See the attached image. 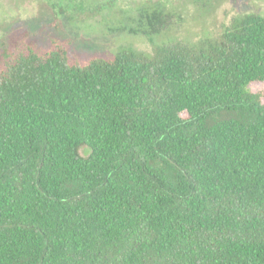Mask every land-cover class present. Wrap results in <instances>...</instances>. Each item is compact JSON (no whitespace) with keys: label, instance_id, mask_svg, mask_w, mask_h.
I'll list each match as a JSON object with an SVG mask.
<instances>
[{"label":"trees","instance_id":"1","mask_svg":"<svg viewBox=\"0 0 264 264\" xmlns=\"http://www.w3.org/2000/svg\"><path fill=\"white\" fill-rule=\"evenodd\" d=\"M79 1L66 12L112 4ZM130 11L117 33L152 41L184 23L161 1ZM12 41L0 264H264V14L110 58Z\"/></svg>","mask_w":264,"mask_h":264},{"label":"rangeland","instance_id":"2","mask_svg":"<svg viewBox=\"0 0 264 264\" xmlns=\"http://www.w3.org/2000/svg\"><path fill=\"white\" fill-rule=\"evenodd\" d=\"M79 0H0V56L14 38L25 35L37 47H47L52 39L69 41V55L79 60L90 56L110 58L121 48L151 52L157 44L180 39L189 43L215 37L223 32L234 17L248 14H264V0H214L203 5L194 0L161 1L183 17L178 30L152 41L141 36L117 33L119 9L131 16L130 10L144 0H82L94 8L112 1L110 9L92 14L66 12ZM80 2V1H79ZM204 3V2H203ZM64 13L68 19L63 18ZM76 18L77 22L72 20Z\"/></svg>","mask_w":264,"mask_h":264}]
</instances>
